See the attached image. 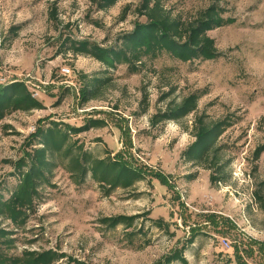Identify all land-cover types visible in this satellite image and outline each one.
<instances>
[{"label": "rangeland", "instance_id": "rangeland-1", "mask_svg": "<svg viewBox=\"0 0 264 264\" xmlns=\"http://www.w3.org/2000/svg\"><path fill=\"white\" fill-rule=\"evenodd\" d=\"M140 2L118 0L98 10L90 0H0V84L21 80L45 105L0 119V193L7 197L18 181L5 161L16 160L26 137L51 121L80 126L104 120L105 126L73 140L97 157L120 150L147 171L132 187L106 194L89 177L74 183L58 165L40 188L35 213L15 232L10 252L53 248L90 264H152L194 233L183 253L187 264H237L235 246L248 264H264V253L250 241L264 242V151L256 156L264 146V0H162L172 16L184 21L215 2L226 9L233 22L208 32L219 52L211 60L184 62L163 53L131 73L126 64L108 67L67 49V39L115 45L136 21H145L135 11ZM94 77L108 80L94 98L82 102L81 90ZM193 91L200 93L195 111L180 121L150 123L170 101L179 103ZM143 99L148 103L144 111ZM199 116L207 123H229L216 140L220 163L227 162L221 174L225 181L211 183L214 169L183 155L194 141ZM153 172H162L170 187ZM119 214L139 217L131 227L100 222ZM8 223L3 225L11 228ZM248 247L253 254L248 255Z\"/></svg>", "mask_w": 264, "mask_h": 264}, {"label": "trees", "instance_id": "trees-1", "mask_svg": "<svg viewBox=\"0 0 264 264\" xmlns=\"http://www.w3.org/2000/svg\"><path fill=\"white\" fill-rule=\"evenodd\" d=\"M90 1L98 10H105L118 0ZM128 8V5L123 8L120 20L125 18ZM225 10L215 2L199 10L193 20L184 21L172 16L164 7L162 0H141L135 11L144 16L145 21H136L134 28L121 34L115 45L103 46L87 39H67V49L75 54L89 55L108 67L126 64L131 73L138 72L145 59H156L163 53L184 62L211 60L218 57L219 52L214 38L208 32L233 22L231 17L224 15ZM54 14L52 10L51 18H54ZM107 80V77L91 79L81 90V101L94 98L98 88L106 84ZM199 97L200 93L193 91L179 103L170 101L164 110L151 116L150 123L157 125L167 120L180 121L196 110ZM143 102L144 111L148 103L145 99ZM44 106L41 100L32 95L23 81L11 80L6 84H0V119L13 111L42 109ZM203 117L199 116L195 119L194 141L188 145L183 155L187 161L204 163L205 168H213L214 173L210 175L211 183L225 181L221 174L227 162L220 163V147L216 146V140L229 123L225 121L207 123ZM105 124L102 119H89L80 126L59 121H51L47 127L39 124L26 137L22 154L16 160L5 161L11 164L13 174L18 176V181L7 197L0 193V264H54L64 257H66L65 264H90L53 248H24L19 253H11L10 250L16 242L15 232L23 228L29 217L35 213L41 199L40 188L49 184L50 176L58 165L63 166L74 183L82 184L89 177L96 181L106 194L116 188H130L134 183L145 178L146 169L125 158L122 151L97 157L72 138L73 135L93 127H103ZM127 142L130 146V139ZM262 151L264 146L256 150V156ZM151 174L162 184L170 187L167 177L162 172ZM212 216L214 215H208L210 221L215 223ZM137 217L139 215L119 214L103 217L100 222L109 228H114L118 224L131 227ZM6 221L11 228L3 225ZM156 224L163 226L162 219H157ZM229 225L234 227V224L229 223ZM194 237V233L191 234L185 245L161 256L152 264H170L174 261L187 264L183 253L194 241ZM250 241L257 244L258 250L264 253V242ZM239 252L235 246L234 256L237 264H248ZM246 252L248 255L253 254L252 247H248Z\"/></svg>", "mask_w": 264, "mask_h": 264}, {"label": "built area", "instance_id": "built-area-1", "mask_svg": "<svg viewBox=\"0 0 264 264\" xmlns=\"http://www.w3.org/2000/svg\"><path fill=\"white\" fill-rule=\"evenodd\" d=\"M63 73L64 74H68L69 73V69H63ZM222 244L224 245V247H228L229 246V241L227 240V238H222Z\"/></svg>", "mask_w": 264, "mask_h": 264}]
</instances>
